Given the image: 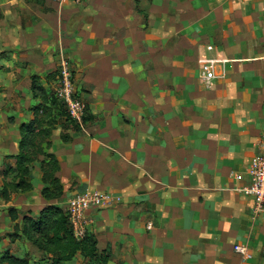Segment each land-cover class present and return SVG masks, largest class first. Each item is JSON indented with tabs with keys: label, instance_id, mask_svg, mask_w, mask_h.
Instances as JSON below:
<instances>
[{
	"label": "crops",
	"instance_id": "0c3cea01",
	"mask_svg": "<svg viewBox=\"0 0 264 264\" xmlns=\"http://www.w3.org/2000/svg\"><path fill=\"white\" fill-rule=\"evenodd\" d=\"M13 9L18 22L0 26L8 51L0 66L11 67L1 98L18 108L7 115L12 124L0 120V172L14 164L8 155L18 153L19 125L33 117L36 99L21 84L44 75L50 85L62 58L87 119L52 130L59 199L41 196L38 167L30 191L7 197L0 173L3 224L20 228L25 216L46 204L63 208L88 187L119 198L86 215L106 264H264V210L254 214L253 198L236 190L264 129V0L0 2V13ZM214 58L218 70L213 64L206 86L200 64ZM2 243L18 258L34 248L21 233Z\"/></svg>",
	"mask_w": 264,
	"mask_h": 264
},
{
	"label": "trees",
	"instance_id": "16d2710c",
	"mask_svg": "<svg viewBox=\"0 0 264 264\" xmlns=\"http://www.w3.org/2000/svg\"><path fill=\"white\" fill-rule=\"evenodd\" d=\"M38 76L31 79V90L33 96L38 97L35 90L43 91L41 85H35ZM41 103L30 108L33 117L30 121L19 125L18 131L20 141L18 153L8 155L14 160L13 165L5 166L0 172L3 177V195L7 197L8 190L26 192L33 187L32 171L38 167L42 188L41 196L45 200L59 199L63 195V186L57 176L60 164L56 156L48 152L50 147V136L57 123L72 125L78 129L70 117H68L64 103L60 102L51 93H42ZM87 118L83 117L84 124ZM70 137L63 135L64 141ZM40 139V140H39ZM43 143L41 146L40 144ZM14 209H10V218L16 220L12 215ZM21 233L34 245H39L46 253L52 255V264H64L71 261L76 254H80L89 264H106L109 254L106 250L98 251L96 238L87 233L81 240L73 237L68 222L66 209L46 204L35 217L25 216L23 218ZM19 226L14 225V234H17ZM12 236V235H11ZM14 235L12 236V239ZM42 240V241H41ZM0 264H28L23 258L11 255L8 251L0 257Z\"/></svg>",
	"mask_w": 264,
	"mask_h": 264
},
{
	"label": "built area",
	"instance_id": "2783aa9c",
	"mask_svg": "<svg viewBox=\"0 0 264 264\" xmlns=\"http://www.w3.org/2000/svg\"><path fill=\"white\" fill-rule=\"evenodd\" d=\"M59 5L70 1L75 5L80 4L83 0H52ZM61 69L58 75L60 88L58 96L63 101L70 119L81 125L85 113V103L74 95L72 73L68 68V62L62 58ZM215 60L205 61L201 64L200 78L206 86H211L215 77L213 64ZM257 152L249 160L247 167V180L236 190L253 198V213L258 214L264 210V129L260 139L257 141ZM241 175H236L235 179L240 180ZM119 201L106 192L96 189L84 188L70 195L66 200V212L73 237L76 240L83 239L88 233L89 221L87 212L91 209L108 207ZM235 251L243 256H248L245 245H237Z\"/></svg>",
	"mask_w": 264,
	"mask_h": 264
},
{
	"label": "rangeland",
	"instance_id": "374dc122",
	"mask_svg": "<svg viewBox=\"0 0 264 264\" xmlns=\"http://www.w3.org/2000/svg\"><path fill=\"white\" fill-rule=\"evenodd\" d=\"M0 2H2V0H0ZM136 3H139V0H136ZM7 14L4 15V12L3 13H0V26L3 27V25L5 23H14L16 24V22H18L19 19L16 18L15 16V9L9 11L7 10L6 12ZM146 25L148 26V24L146 23ZM3 29V28H2ZM4 34V33H3ZM2 33H0V51L2 50V42L4 41L3 38H5ZM200 36L197 37V38H201V36L203 35L202 34H199ZM208 48V47H207ZM210 49V48H208ZM8 56V51L4 50V51H1L0 52V57H7ZM66 59V58H64ZM215 60V63L216 64V67H217V70H218V64H219V61H218V58H214ZM61 60H59L58 64H57V79H53L51 82L53 83H50V85L47 83L48 82V78L45 77L44 75L41 77L38 76V78L36 79L35 81V85H41L42 88H43V91H39V90H35V93L38 97H36V101H34V105H37L39 103L42 102V98H43V94H46L47 92L48 93H51V95H54L60 102L63 103V101L60 99V97L58 96V90L60 88V85H59V82H58V75H59V72H60V69H61V63H60ZM66 61L68 62V60L66 59ZM4 65V64H3ZM201 65V64H200ZM18 66V65H17ZM72 65L68 62V68L70 69L71 73H72V83H73V92H74V95L79 98L83 103V99L80 98L77 94V88L75 86V77H74V73L72 72ZM6 72H9L11 71V67L10 66H7L6 69H5ZM5 71H4V67H1L0 66V120H7L8 123H13L15 118L14 117H9L7 116L8 114H12V110L14 109L15 110V106H16V109L18 108V104H16L15 102L13 103L14 106L13 107H10L9 105L10 104H4L7 97L5 96V98L2 100V93H7L9 91V88L5 85L4 83V79H6V76H5ZM218 73V72H217ZM15 74V73H14ZM9 75V74H8ZM219 75V73H218ZM7 77H10V76H7ZM218 77V76H217ZM16 76L13 75V77L11 78V84L12 85H16ZM24 81V80H23ZM23 86V89L25 90H31V86H28V84H26V82H23L21 84ZM23 89H20L19 90V93L17 95H19V99H20V103H22V106L21 108H23L24 106V103L26 102V97H24L23 95L20 97V94H23ZM25 92V91H24ZM9 99L11 100V98L9 97ZM65 105V104H64ZM66 108V107H65ZM67 112V111H66ZM21 113L23 114L22 116V119L26 116V113H25V110L21 111ZM68 116V115H67ZM69 117V116H68ZM40 140V139H39ZM43 143L40 144V146L42 145ZM33 184V187L35 186L36 183H32ZM9 195L11 193H8ZM66 204L63 206V210H65L66 208ZM1 215V214H0ZM23 225H20V228H18L17 230V234H14V227L11 225H9V227H7L6 225L3 224V221L0 220V237L4 235L3 239L0 240V257L3 255V253H5V245H3V241L4 243L7 245V244H10V243H14L16 241V239L20 238V233L22 232L21 229H22ZM22 234V233H21ZM14 235V238L12 239V236ZM5 238H8L9 240H4ZM6 241V242H5ZM42 241V240H41ZM30 243L32 244V242L30 241ZM34 245V244H32ZM41 247V246H40ZM39 247V245H34V248L32 250V252H27L26 255H24V257H22L23 259H25L27 261L28 264H52V255L50 253H46L43 249H41ZM9 252V250H6ZM77 256H75L71 261L72 263L71 264H87L86 262H81L80 260H77ZM65 264V263H64ZM67 264H70V263H67Z\"/></svg>",
	"mask_w": 264,
	"mask_h": 264
}]
</instances>
